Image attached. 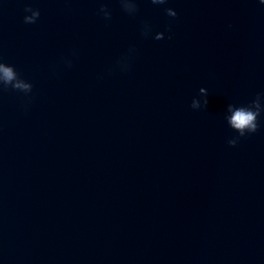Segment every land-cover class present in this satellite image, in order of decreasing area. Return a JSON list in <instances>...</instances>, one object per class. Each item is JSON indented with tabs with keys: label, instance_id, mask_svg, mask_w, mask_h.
Wrapping results in <instances>:
<instances>
[{
	"label": "water",
	"instance_id": "obj_1",
	"mask_svg": "<svg viewBox=\"0 0 264 264\" xmlns=\"http://www.w3.org/2000/svg\"><path fill=\"white\" fill-rule=\"evenodd\" d=\"M0 264H264V5L0 0Z\"/></svg>",
	"mask_w": 264,
	"mask_h": 264
},
{
	"label": "clouds",
	"instance_id": "obj_2",
	"mask_svg": "<svg viewBox=\"0 0 264 264\" xmlns=\"http://www.w3.org/2000/svg\"><path fill=\"white\" fill-rule=\"evenodd\" d=\"M259 3L261 5H264V0H259ZM25 10H28L27 8ZM5 73V77L8 80L13 79V73L11 69H3ZM19 87V85H17ZM256 119L255 114L252 112H245V111H238L234 114L232 124L233 127L237 129H244V128H250L251 131L255 132L257 130V125L253 123V121ZM235 143V142H233Z\"/></svg>",
	"mask_w": 264,
	"mask_h": 264
}]
</instances>
